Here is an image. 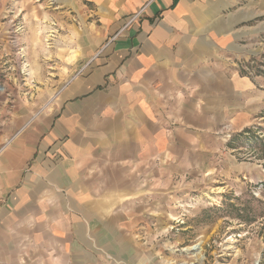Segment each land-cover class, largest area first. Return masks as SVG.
<instances>
[{
    "label": "crops",
    "instance_id": "crops-1",
    "mask_svg": "<svg viewBox=\"0 0 264 264\" xmlns=\"http://www.w3.org/2000/svg\"><path fill=\"white\" fill-rule=\"evenodd\" d=\"M83 2L76 75L49 101L0 91V264H160L159 200L264 119V0Z\"/></svg>",
    "mask_w": 264,
    "mask_h": 264
},
{
    "label": "rangeland",
    "instance_id": "rangeland-1",
    "mask_svg": "<svg viewBox=\"0 0 264 264\" xmlns=\"http://www.w3.org/2000/svg\"><path fill=\"white\" fill-rule=\"evenodd\" d=\"M84 4L0 0L2 93L49 101L76 75L94 32ZM252 68L257 70L243 63L239 71L251 75ZM228 146L233 167L205 179H175L166 200H159L160 264H264V119L231 137ZM198 244L199 261L184 251Z\"/></svg>",
    "mask_w": 264,
    "mask_h": 264
},
{
    "label": "bare ground",
    "instance_id": "bare-ground-1",
    "mask_svg": "<svg viewBox=\"0 0 264 264\" xmlns=\"http://www.w3.org/2000/svg\"><path fill=\"white\" fill-rule=\"evenodd\" d=\"M187 254H190L194 259H197V261H199L201 259V250L198 245H194L190 248H186L184 250Z\"/></svg>",
    "mask_w": 264,
    "mask_h": 264
}]
</instances>
